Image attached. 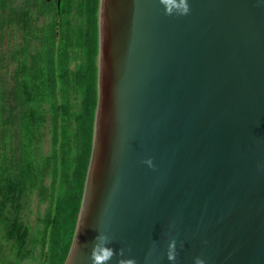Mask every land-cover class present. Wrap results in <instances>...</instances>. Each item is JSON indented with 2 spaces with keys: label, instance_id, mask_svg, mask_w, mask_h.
<instances>
[{
  "label": "water",
  "instance_id": "1",
  "mask_svg": "<svg viewBox=\"0 0 264 264\" xmlns=\"http://www.w3.org/2000/svg\"><path fill=\"white\" fill-rule=\"evenodd\" d=\"M188 4L99 0L92 146L64 264H264V0Z\"/></svg>",
  "mask_w": 264,
  "mask_h": 264
},
{
  "label": "trees",
  "instance_id": "2",
  "mask_svg": "<svg viewBox=\"0 0 264 264\" xmlns=\"http://www.w3.org/2000/svg\"><path fill=\"white\" fill-rule=\"evenodd\" d=\"M98 7L0 0L1 264H64L69 253L92 146ZM35 193L47 206L31 235Z\"/></svg>",
  "mask_w": 264,
  "mask_h": 264
},
{
  "label": "rangeland",
  "instance_id": "3",
  "mask_svg": "<svg viewBox=\"0 0 264 264\" xmlns=\"http://www.w3.org/2000/svg\"><path fill=\"white\" fill-rule=\"evenodd\" d=\"M6 45V44H5ZM2 45V49H4L6 46ZM47 204L46 203H40L37 193L32 195L30 198L26 201V209H25V220L28 222V225L30 226V234L32 235L36 229L38 218L41 217L45 211ZM0 245L2 247L3 253L2 256L0 255V262L1 258L6 259V256L9 255L8 248L6 247L5 243L0 241ZM1 264V263H0ZM20 264H33L30 262H22Z\"/></svg>",
  "mask_w": 264,
  "mask_h": 264
},
{
  "label": "clouds",
  "instance_id": "4",
  "mask_svg": "<svg viewBox=\"0 0 264 264\" xmlns=\"http://www.w3.org/2000/svg\"><path fill=\"white\" fill-rule=\"evenodd\" d=\"M162 2L166 5L167 11L171 13L172 9L175 8L178 10L179 14L184 15L189 11L188 0H162ZM150 163V162H149ZM113 255L111 250L105 249L102 251V255H95V260L100 261L109 260ZM176 255V250L174 246L170 245L167 250V256L169 259H174ZM127 264H134L133 260H128ZM196 264H202V262L197 259Z\"/></svg>",
  "mask_w": 264,
  "mask_h": 264
},
{
  "label": "flooded vegetation",
  "instance_id": "5",
  "mask_svg": "<svg viewBox=\"0 0 264 264\" xmlns=\"http://www.w3.org/2000/svg\"><path fill=\"white\" fill-rule=\"evenodd\" d=\"M58 6H59V1H58ZM97 25H98V22H97ZM12 40H13V39L11 38V41H10V43H9L10 46H12ZM72 67H73V64H72Z\"/></svg>",
  "mask_w": 264,
  "mask_h": 264
}]
</instances>
